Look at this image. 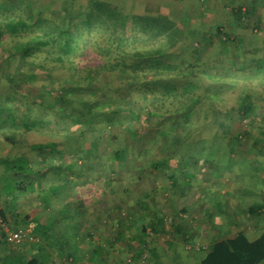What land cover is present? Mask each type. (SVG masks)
Here are the masks:
<instances>
[{"label": "rangeland", "instance_id": "1", "mask_svg": "<svg viewBox=\"0 0 264 264\" xmlns=\"http://www.w3.org/2000/svg\"><path fill=\"white\" fill-rule=\"evenodd\" d=\"M20 1L23 0H0L1 17L14 14L13 7ZM27 1L33 17L51 20L58 25L61 11L68 9L69 15H77V20H80L87 3V0ZM109 1L120 5L125 11L165 14L184 29V44L179 43L169 50L175 53L173 57L165 59L162 56L167 62L179 63L182 58L190 59L191 56L196 58L197 51L194 47H198L196 43L200 39L199 33H205L217 24L240 35L243 42L241 53L228 55L219 52L217 41L205 48L206 52L192 75L185 79L189 78L200 86L209 88L212 93L210 97L204 98L202 104L199 101L193 104L191 112H185L190 117L186 128H181L184 123L183 115L151 114L150 108L138 93L127 91L124 95L123 90H116L113 76L100 77L95 84L103 92L101 99L107 97L116 101L121 108L108 111L99 107V111L94 112L92 117L89 116L87 127L62 118L61 112L57 114L47 96L37 102V97L33 94L13 93L1 78L0 96L14 97L11 101L15 107L12 114L18 115L19 120H22V116L28 119L43 118L49 121L47 127L59 129L56 134L31 130L25 135L26 142H56L61 154L55 158V164L70 162L73 165L71 170L57 167L43 177L41 183L45 187L53 183H64L59 198L54 199L49 209H44L34 194L23 195L19 204L28 209L30 214L43 218L56 216L60 205L66 204L77 222V234L82 239L86 232L94 230L93 240L103 248L101 264H128L126 261L132 254L126 243L117 238L118 224H126L125 233H135L137 227L133 223V217L138 212L136 202L141 200L155 206L166 220L174 217L176 221L186 223L192 229L194 245H166L164 235L155 237L148 234L150 246L162 255L163 260L170 259V256L183 260L182 257L189 255L192 256V263L201 256V246L215 237L232 234L230 229L234 225L242 228L248 238H255L263 227L264 217L248 214L247 208L253 203L264 202V126H258L264 125L261 118L264 116V98L261 96L264 95V67L261 70H250L248 64L252 58H258L264 63V0L257 4V28L254 26V17L249 26L245 22L239 24V21H232L231 6L242 5L246 0H134L135 6H132L133 0ZM126 1L131 6H125ZM41 30L37 26L24 33L23 39L40 34ZM107 34L106 30L97 27L80 29L76 44L82 45L84 40L105 43ZM186 45V50L180 52ZM7 52V48L0 46V59ZM47 57L46 52H39L36 61H44ZM89 58L88 55L76 54L72 59L80 65L73 66L81 67ZM10 61L11 71L27 68L41 73L37 86L46 85L56 78H66L69 74L63 67L47 69L41 68V65L24 64L18 54L11 56ZM242 64L249 71L233 70L241 68ZM212 75H218L220 79H212ZM247 88L254 93L252 97L256 98L260 107L253 115L240 119L235 111L237 97ZM70 110L77 113L79 109L74 104L73 108H68L65 112ZM82 115L85 119L84 113ZM7 118L5 111L0 112V123L9 122ZM252 123L254 125L250 127ZM67 126L68 129H65ZM219 126H225L230 131L229 134L241 133L242 129L248 127L251 131L249 135L242 134L239 140L236 139L231 148L229 139L216 135ZM113 134L117 138H112ZM255 136L261 139L258 146L253 144ZM117 150L124 151L122 159L115 157L114 152ZM22 152L30 151L24 145L10 147L0 135V155ZM184 159H188L187 164ZM160 161L166 162L164 169L152 165ZM181 171L190 173L188 182H182V177L178 175ZM171 173L178 175L174 185L168 178ZM79 198L85 208H78L75 213L76 200ZM57 229H64L61 220ZM139 237L143 238L142 235ZM34 241L29 239L22 242L25 251L31 248L32 243H36ZM88 242L89 239L83 240L77 254H89L92 246L87 245ZM132 245L137 248L138 243L133 242ZM66 253L65 250L61 256L65 257ZM148 257L149 252L144 250L142 256L132 262L145 264ZM175 258L173 264H182L176 262ZM64 262L82 264L70 262L69 259Z\"/></svg>", "mask_w": 264, "mask_h": 264}, {"label": "trees", "instance_id": "2", "mask_svg": "<svg viewBox=\"0 0 264 264\" xmlns=\"http://www.w3.org/2000/svg\"><path fill=\"white\" fill-rule=\"evenodd\" d=\"M259 1L246 0L242 5L231 6L232 21H239V24L245 22L246 26H249L251 18L254 17L256 22L254 26L257 28L259 17L256 12ZM122 8L109 0H87L80 20H77V15H69L66 9L59 14L60 25H58L51 20L33 17L29 2L20 1L13 7L14 14L11 16L1 17L0 14V46L7 48L8 51V54L0 59V79L3 78L7 82L13 93L33 94L37 97V102L47 96L57 114L61 112L62 118H68L72 122L87 127L89 126L87 122H90L89 116L92 117L94 112L99 111V107L108 111L121 108L116 101L109 100L107 97L101 99L100 95L103 92L95 84L100 77L106 75L112 78L113 76L116 90H123L124 95L127 91L138 93L146 102V106L150 108L151 114L183 115L184 123L181 124V128L182 126L186 128L190 117H187L188 114L185 112H191L190 108L197 101L202 104L204 98L210 97L212 92L209 88L202 87L185 77L192 75L200 58L206 52L205 48L214 44L215 41L218 43L219 52L228 55L240 54L243 43L240 35L227 31L222 25L217 24L205 33H199L200 39L196 43L198 47H194L197 51L196 58L191 56L190 59L182 58L179 63L167 62L163 58L169 59L175 54L169 50L179 43L184 44V29L165 14H146L141 11H125ZM37 26L42 29L40 34L23 39L24 33L34 30ZM93 27L107 31L105 43L84 40L82 45L76 44L80 29L89 30ZM203 44L204 47H202ZM187 47V45L182 47L180 52H184ZM43 51L48 57L37 63L36 55ZM14 54H18L24 64L41 65V68L63 67L69 74L66 78H56L46 85L37 86L36 82L41 73L27 68L10 70V59ZM76 54L90 56L89 61L81 67H74L73 65H80L72 59ZM263 64L262 60L252 58L248 66L250 70H261L264 67ZM239 69L246 71L248 67L242 64L241 68H233L234 71ZM218 77V75L211 76L212 79ZM252 94L254 93H251L250 88H247L237 97L235 111L240 119L249 114L253 115V112L260 107ZM261 96L263 99L264 95ZM13 98L0 96V112L5 111L9 120V122L0 123V135L10 144V147L24 145L30 152L0 155L2 168L0 215L9 229L21 230L26 235L24 239L32 238L36 243H32L31 248L25 251L22 241L16 244L7 242L6 234L0 227V251L2 252L0 264H52V255H61L65 250L67 251L65 259L73 262L83 240L89 239V242L93 243L94 230L86 232L82 239L77 234V222L74 221L66 204L60 205L56 216L44 218L30 214L28 209L19 204L23 195L34 194L42 207L49 209L54 199L59 198V192L63 189L64 183H53L45 187L41 183L43 177L57 167L71 170L73 165L70 162L55 164V158L61 154L56 142H26L25 135L31 130L56 134L59 133V129L47 127L49 121L43 118L28 119L22 116V120H19L18 115L12 114L15 110L11 102ZM74 104L78 106L77 113L72 110L66 113L65 110L73 108ZM188 109L190 111H186ZM80 112L84 113L85 119ZM261 118L264 121V116ZM108 119L111 120V117ZM252 125L254 123L250 124V127ZM66 128L68 129V126ZM241 131V133L229 134L230 131L228 132L225 126H219L216 135L229 139L232 148L233 143L235 144L242 134L249 135L251 130L248 127ZM111 137L115 139L117 135L113 134ZM260 141L261 139L255 136L253 144L258 146ZM114 155L122 159L124 151L117 150ZM184 162L187 164L188 159H184ZM152 165L164 169L166 162L160 161ZM178 175L182 177L183 183L188 182L190 173L181 171ZM178 175L176 173L168 175L172 185L177 182ZM76 201L75 213L78 208L82 210L85 208L80 198ZM136 206L138 212L136 217H133V223L137 227L135 233H125L124 222L118 224L117 231L118 240L124 241L129 253L132 254L126 261L128 264H132V261L141 257L144 250L150 254L156 253L147 240L148 234L155 237L164 235L163 240L166 245L173 243L184 246L194 245L192 229L188 224L178 222L174 217L166 220L155 206L145 201L136 202ZM143 211L145 212L142 213ZM247 213L264 217V202L251 204L247 208ZM60 220L63 222L64 229L59 230L57 226ZM230 231L232 234L215 237L205 246H201V256L196 264L264 262V226L258 236L253 239L248 238L245 231L238 225H234ZM140 235L143 238H140ZM133 242L138 243L137 248L132 245ZM93 245V252H90L103 257V248L100 243H93Z\"/></svg>", "mask_w": 264, "mask_h": 264}, {"label": "crops", "instance_id": "3", "mask_svg": "<svg viewBox=\"0 0 264 264\" xmlns=\"http://www.w3.org/2000/svg\"><path fill=\"white\" fill-rule=\"evenodd\" d=\"M134 3V0L132 1V6L134 5L133 4ZM143 3V2H142ZM141 4V3H140ZM128 5V7L129 6H131L127 1H126V5L125 6H127ZM135 6V5H134ZM11 154H14V153H11ZM16 154V153H15ZM19 154V153H18ZM2 174V168L0 167V175ZM263 226H264V224H263ZM247 235V234H246ZM251 239H253V238H251ZM27 240H29V239H27ZM24 241H26V239H23L22 240V242H24ZM83 242V241H82ZM93 243H95V241L93 240L92 241ZM91 242H88L87 243V245L89 244V245H91L92 246V250H91V252H93V243H91ZM97 243V242H96ZM151 248H152V246H150ZM155 252H156V250H154ZM90 252V254H87V255H75V257H74V261H75V263H78V262H82V264H84L83 262L84 261H86L87 263H85V264H101V262H102V257H101V255H99V254H93V253H91ZM191 257L192 256H184V257H182V258H184L183 260H179V259H176L174 256L173 257H168V258H170V259H166V260H163V257H162V255L161 254H158V253H155V254H150L149 253V257L146 259V261H145V264H173L172 263V261L174 260L173 258H175V260H176V262L177 261H179V262H181L182 264H196L197 263V259H196V261H193L192 263H191ZM52 264H64L65 262L64 261H66V259H65V257H62L61 255H56V254H54V255H52ZM140 263V262H139ZM132 264H134V263H132ZM138 264V263H137ZM175 264V263H174ZM258 264H264V262H260V263H258Z\"/></svg>", "mask_w": 264, "mask_h": 264}, {"label": "built area", "instance_id": "4", "mask_svg": "<svg viewBox=\"0 0 264 264\" xmlns=\"http://www.w3.org/2000/svg\"><path fill=\"white\" fill-rule=\"evenodd\" d=\"M0 227L3 228V231L6 234V241L9 243H20L24 238H26L25 233H23L21 230H14V229H9L7 225L4 223L1 215H0ZM33 240L32 238H28Z\"/></svg>", "mask_w": 264, "mask_h": 264}]
</instances>
